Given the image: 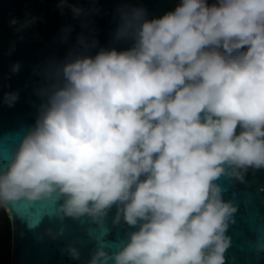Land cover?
Returning <instances> with one entry per match:
<instances>
[{"label":"clouds","instance_id":"clouds-1","mask_svg":"<svg viewBox=\"0 0 264 264\" xmlns=\"http://www.w3.org/2000/svg\"><path fill=\"white\" fill-rule=\"evenodd\" d=\"M56 7L79 31L63 24V54L32 68L39 103L0 163V207L50 204L34 227L103 223L115 209L124 235L106 240L105 227L88 264H225L237 205L219 178L264 169V0H178L162 14L119 0L107 43L98 0ZM38 19L9 23L19 32ZM19 98L7 91L3 103Z\"/></svg>","mask_w":264,"mask_h":264},{"label":"water","instance_id":"water-1","mask_svg":"<svg viewBox=\"0 0 264 264\" xmlns=\"http://www.w3.org/2000/svg\"><path fill=\"white\" fill-rule=\"evenodd\" d=\"M98 2L101 11L94 16V22L99 39L107 43L110 31L115 27L113 9L119 0ZM142 2L150 13L162 14L174 7L178 0ZM56 3L57 0H0V163L6 162L28 125L35 120L39 100L34 88L39 77L33 75V66L54 51L63 54L66 46L57 42L63 24L71 22L79 31V23L68 13L61 15ZM26 13L39 19L18 32V25H12L9 21L13 17L22 21ZM17 61L21 68L13 73L12 65ZM17 89L20 98L15 105L3 103L4 93ZM219 182L227 189L223 193L224 199L237 205L234 220L227 229L231 245L225 253V264H264V248L259 247L260 242L264 241V169H250L243 182L226 176H221ZM51 208L48 203H30L23 199L5 208L12 235L10 264H88L105 227L111 230L108 236L103 237L106 240H115L124 235V229L111 222L115 209L103 223L72 218L61 222L45 217L39 226H32L38 211L48 212ZM61 227L63 233L55 237L48 231L51 228L53 232H59ZM69 246L78 248L79 258L70 255L67 250Z\"/></svg>","mask_w":264,"mask_h":264},{"label":"rangeland","instance_id":"rangeland-1","mask_svg":"<svg viewBox=\"0 0 264 264\" xmlns=\"http://www.w3.org/2000/svg\"><path fill=\"white\" fill-rule=\"evenodd\" d=\"M11 224L6 210L0 207V264H10L11 260Z\"/></svg>","mask_w":264,"mask_h":264}]
</instances>
